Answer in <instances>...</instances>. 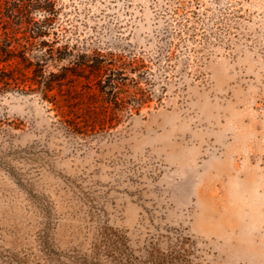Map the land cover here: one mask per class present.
<instances>
[{"label": "rangeland", "instance_id": "1", "mask_svg": "<svg viewBox=\"0 0 264 264\" xmlns=\"http://www.w3.org/2000/svg\"><path fill=\"white\" fill-rule=\"evenodd\" d=\"M230 1L56 0L49 71L113 53L153 95L114 113L72 71L0 95V264H264V0Z\"/></svg>", "mask_w": 264, "mask_h": 264}, {"label": "trees", "instance_id": "2", "mask_svg": "<svg viewBox=\"0 0 264 264\" xmlns=\"http://www.w3.org/2000/svg\"><path fill=\"white\" fill-rule=\"evenodd\" d=\"M209 1L215 5L214 13L208 16L207 12L210 9L208 6L205 7L204 11L207 16L199 18L204 24L212 21L217 12L223 13L227 9L230 10L227 6L232 3L230 0ZM224 1L225 9L223 8ZM235 2L240 5L243 1ZM197 3L199 7L206 5L205 2ZM39 12H42L44 16L37 19L36 15ZM236 12H239V9H236ZM193 14V17H196L200 11L193 10ZM56 15V0H0V95L9 91H40L46 99H49V96L52 97L50 92L54 89L62 91L61 88L65 85L68 71H72L75 75L86 78L87 87L95 90L103 104L111 105L114 113H116L115 110H122L127 104H143L151 98L152 92L141 87L134 91L130 90L129 81L136 80L130 79L127 74L126 65L128 63L122 60V57L114 58L113 53H111L112 58L109 59L103 55L93 63L76 64L73 62L72 67L62 68L64 71H49L47 69L49 61L57 57L61 59L63 56L60 55H70L67 44L55 47L60 43L58 34L53 30ZM191 17L186 18L187 22L191 21ZM219 19L224 18L219 17ZM190 29L185 25L184 29L182 27L179 29L177 35L182 40V33L184 31L187 33ZM52 35L56 36H53L52 40H46V36L51 37ZM175 53L177 51H171V49L166 52L164 72L169 69ZM162 54V51L158 53L157 63H160ZM150 71L145 60L139 58V78L146 75L145 79L148 81ZM61 121L69 133L87 134L88 129L83 131L84 127L80 126L81 123L70 119Z\"/></svg>", "mask_w": 264, "mask_h": 264}]
</instances>
